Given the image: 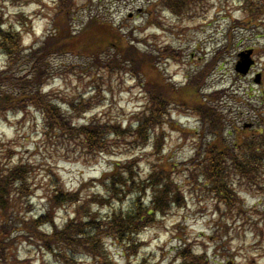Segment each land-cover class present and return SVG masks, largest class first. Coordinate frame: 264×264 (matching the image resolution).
<instances>
[{
  "label": "rangeland",
  "instance_id": "374dc122",
  "mask_svg": "<svg viewBox=\"0 0 264 264\" xmlns=\"http://www.w3.org/2000/svg\"><path fill=\"white\" fill-rule=\"evenodd\" d=\"M74 1L77 5L72 15L76 18L71 26L74 34H82L91 28V21L101 23L96 28H101L106 36L111 31V41H117L122 47L130 44L155 57L156 61L160 59L158 65H163L161 73L165 80L184 85L188 77L199 75L205 65L216 61L204 88L210 93L225 92L217 105L228 115L229 125L238 130L249 125L256 132L252 120L255 119L254 110L260 109L264 113V26L249 23L256 12L253 9L255 3L248 2L243 9L244 0H192L188 7L178 11L183 12L182 15L176 16L163 7L154 6L162 0ZM0 14L4 16L5 28L20 31L27 48L41 47L57 19L53 0H9L0 4ZM165 48L169 50L162 51ZM246 50L254 51L256 61L249 77L235 71L238 55ZM170 54L178 59L171 58ZM93 63L88 56L53 54L50 78L43 86V93L49 94L65 113L72 116L73 110L68 103L81 108L88 104L89 112L81 117L74 114L76 125L96 117L126 129L134 122L133 118L145 110L146 104H153L143 89L148 75L133 77L130 69L96 72ZM0 64L4 67L5 63ZM21 66L19 76H24L26 72L22 71L28 69ZM256 73L262 76L257 85ZM200 129V123L192 114L171 110L168 122L160 132L166 137L163 157H158L151 147L131 149L119 143L112 150L114 157L97 158L92 157L91 150L81 146L80 142L67 140L60 143L53 135L47 136L43 115L33 108L22 113H0V170L2 164L10 163L8 155L12 152V161L34 168L30 175L35 190L31 197L34 210L27 213V219H32L48 209L47 193L51 187L50 178H53L50 173L58 175L63 187L71 192L88 183L82 195L91 198L105 195L99 183L91 182L110 171L111 164L123 163L131 155L141 159L145 173L149 163L157 164L160 159L175 163L180 170L174 172L173 180L185 192L184 207L172 210L168 216L159 219L158 226L145 230L140 236V245L133 251L119 249L108 240L114 263L126 264L130 260L145 261V264H182L178 252L185 247L205 256L209 264H264V188L257 195L236 188L244 201L238 216L201 192L186 171L198 144L195 132ZM250 129L241 131V136L248 135ZM93 207L100 215L107 214L108 209L99 212L96 205ZM24 214L26 210L20 215ZM69 217L74 218L72 207L59 211L56 224L61 225ZM14 251L17 260L11 264L56 262L36 244L17 243Z\"/></svg>",
  "mask_w": 264,
  "mask_h": 264
},
{
  "label": "trees",
  "instance_id": "16d2710c",
  "mask_svg": "<svg viewBox=\"0 0 264 264\" xmlns=\"http://www.w3.org/2000/svg\"><path fill=\"white\" fill-rule=\"evenodd\" d=\"M2 2L9 0H0V4ZM53 2L57 10L55 27L39 48L25 47L20 31L5 28L4 16L0 14V63H5L4 67L0 64V113H22L33 108L43 115L47 136L53 135L60 143L67 140L80 142L81 146L91 150L92 157L111 158L114 157L113 148L119 143L131 149L151 147L158 157H163L166 137L160 132L168 122L171 110H184L196 117L201 126L195 132L198 144L194 158L186 168L189 178L201 192L238 216L244 201L236 188L254 195L264 188V113L255 109V119L251 113L247 114L251 115L249 118L253 120L256 132L245 127L238 130L229 125L228 115L217 105L225 92L209 93L204 88L216 61L205 65L199 75L188 77L186 84L173 83L162 75L163 65H158L160 59L156 61L155 57L130 44L122 47L117 41H111V31L106 36L101 28H96L101 23L91 21V28L82 34H74L71 26L76 21L72 17L77 9L75 1ZM191 2L162 0L154 6L181 16L183 12L178 11ZM248 2L256 5L249 23L264 26V0H244L243 9ZM167 50L169 48L162 49ZM66 53L92 58L96 72L130 69L133 77L146 73L147 83L143 89L153 104H146L145 110L133 118L134 122L126 129L96 117L76 125L74 114L81 117L89 112L88 104L81 108L68 103L73 110L72 116L65 113L49 94L43 93V86L50 78V57ZM169 56L178 59L176 55ZM21 65L28 69L22 71L26 72L24 76H19ZM249 129L248 135L241 136V131L244 133ZM13 155V152L8 155L10 163L2 164L0 170V264L17 260L14 251L17 243L36 244L41 252L56 259L55 264H115L108 240L119 249L133 251L140 245L139 239L145 230L158 226L159 219L185 205V192L173 180L174 172L180 170L177 164L160 159L157 164L149 163L145 173L141 159L131 155L123 163L111 164L110 171L91 182L103 187L104 196L84 198L82 193L88 183L71 192L63 187L58 175L50 173L53 178H50L51 187L47 193L48 209L42 215L37 214L38 217L27 219V213L34 205L31 197L35 190L30 180L34 168L12 161ZM94 205L99 212L108 209L107 214L97 213ZM70 207L74 218L69 217L57 225L59 211ZM25 210L26 214L20 215ZM178 253L182 264H209L205 256L185 247ZM144 262L128 260L126 264Z\"/></svg>",
  "mask_w": 264,
  "mask_h": 264
},
{
  "label": "water",
  "instance_id": "95a60500",
  "mask_svg": "<svg viewBox=\"0 0 264 264\" xmlns=\"http://www.w3.org/2000/svg\"><path fill=\"white\" fill-rule=\"evenodd\" d=\"M252 51H248L247 53H243L240 55L242 57V61L238 63L236 67V71L242 75H247L251 66L254 64V61L251 59ZM260 81V76H257L256 82Z\"/></svg>",
  "mask_w": 264,
  "mask_h": 264
}]
</instances>
